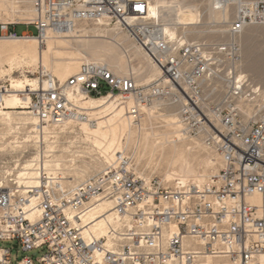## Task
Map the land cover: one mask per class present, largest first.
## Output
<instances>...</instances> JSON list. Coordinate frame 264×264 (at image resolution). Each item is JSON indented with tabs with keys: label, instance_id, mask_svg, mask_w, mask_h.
<instances>
[{
	"label": "built area",
	"instance_id": "built-area-1",
	"mask_svg": "<svg viewBox=\"0 0 264 264\" xmlns=\"http://www.w3.org/2000/svg\"><path fill=\"white\" fill-rule=\"evenodd\" d=\"M149 3L34 0L28 22L0 23V39L12 41L67 35L84 23L115 24L133 35L161 72L146 86L96 63H83L64 83L47 74L46 83L29 93L35 133L89 120L82 97L131 100L135 119L143 106L161 100L177 106L188 137H199L221 157L218 176L204 185L166 187L140 177L120 152L75 185L44 175L38 187L24 192L10 181L0 189V242H17L22 252L43 250L41 264H264V96L242 73L240 41L250 26L264 25V0H218L216 10L237 7L228 41L218 43L169 42L149 16ZM18 25L33 26L37 34L18 35ZM9 89L0 81V108ZM245 101L252 106L248 112ZM103 200L112 204L118 225L98 237L83 216ZM33 207L39 213L31 218ZM0 264L36 261L25 256L14 263L11 249L0 248Z\"/></svg>",
	"mask_w": 264,
	"mask_h": 264
},
{
	"label": "bare ground",
	"instance_id": "bare-ground-1",
	"mask_svg": "<svg viewBox=\"0 0 264 264\" xmlns=\"http://www.w3.org/2000/svg\"><path fill=\"white\" fill-rule=\"evenodd\" d=\"M210 2L213 6L211 11L213 10L214 15L219 19L228 17L230 6L222 10H216L214 7L219 4L218 0H210ZM8 6L15 9L14 3L11 4L9 0H0V13L9 12ZM27 12L34 11L27 9ZM149 16L158 23H162L160 24V30L165 39L169 42H183L186 40L179 38V26L182 28L183 34L196 36L195 25L199 22L200 13L196 6L188 4L186 0H150ZM78 27L67 35L49 34L43 40H38L36 37L14 41L0 39V43L11 42L0 44V81L2 78L8 77L10 83L9 92L4 96V102L2 108H0V126L5 125L7 127L5 135L18 133L14 136L16 141L12 142L14 146L11 145L14 151L24 143L28 146L30 143L27 142L32 141V139H35L36 143L42 144L45 141L47 144L45 159L43 154L39 152V155L26 161L16 173L17 184L24 192L27 189L38 187L44 175H47L50 179H59L58 176H60V179H63L62 182L70 185L65 177V171L68 168L64 165L62 158L56 157L55 149L52 143L49 142L51 136L56 135V132L46 128L44 133L33 135L36 132L37 120L28 110L31 102L29 93L32 90L41 88L42 84L36 79L29 78L27 74L33 77L35 75L34 70L43 65L55 75L59 82L64 83L79 72V64L83 62L105 66L118 76H134L137 83L143 81L145 85L157 81L161 76L159 68L150 62L142 47L131 41L134 40L133 35L130 33L129 36L124 35L123 29L119 28L118 25L115 28H110V24L101 21L92 30H87V28L78 29ZM221 33L222 31H217L215 34L220 36ZM55 41L67 46H72L73 42L77 43L78 48L81 50L78 54H73L66 59L68 61L67 66L63 70L56 65L52 58L57 52ZM26 67L34 68V70L24 71ZM19 71H23L22 76L15 77V74ZM45 83L46 80L43 84ZM80 101L82 110L90 118L78 124L83 134V142L89 144V150L81 152L99 160V165L103 168L106 164H111L115 159V155L121 152L122 139L125 135L132 133V127L136 126L141 130L142 121L140 120H143V115L140 119H135L128 112L133 103H129V107L116 105L119 102L115 97H82ZM159 103V101H154V106H143L142 109L145 113L148 112L149 115H152L156 112ZM168 117L170 118L168 120L169 125L179 129L175 132L176 139L173 143L183 141L187 134L181 130L182 136L185 138L181 137V125L176 115L171 114ZM71 125H73L72 122L67 124V126ZM67 126L62 129L63 132ZM22 128L29 131L26 132V137L24 135V140L20 142L23 138L19 141L18 135L21 133L20 130L23 131ZM95 153L103 159L96 158ZM73 161L75 160L73 159ZM172 178L169 175L167 180ZM180 181V184L187 185L186 179L181 178ZM0 189H5L2 182H0ZM250 200L258 201L259 198L254 197ZM34 205L35 203L32 201V206ZM31 210H33L31 218L39 213L35 207ZM111 210L112 204L109 201L103 200L94 203L83 216L84 223L88 225V231L94 232L98 237L106 236L109 225H118V219Z\"/></svg>",
	"mask_w": 264,
	"mask_h": 264
},
{
	"label": "rangeland",
	"instance_id": "rangeland-1",
	"mask_svg": "<svg viewBox=\"0 0 264 264\" xmlns=\"http://www.w3.org/2000/svg\"><path fill=\"white\" fill-rule=\"evenodd\" d=\"M33 1L34 0H9L11 4L14 3L15 9L9 7V5V12H1L0 23L19 22L23 24L28 22L33 17V12H27V9L33 10ZM186 1L188 4L196 6L199 9L200 18L198 24L195 25L196 36L183 34L182 28L179 26V38H183L189 43H218L228 41L229 23L233 20V14L236 11L233 6H230L227 18L219 19L212 13L213 10L211 11L213 6L210 0ZM214 8L216 9V7ZM95 27H97V23H88L80 24L78 29L87 28V30H92ZM115 27V24H110V28ZM25 31H29L33 35L37 34L35 27H15V32L18 35L23 34ZM123 31L124 35H130L126 30ZM217 31H222L220 36L215 34ZM131 41L136 44L135 40L132 39ZM240 41L242 44V73L247 77L248 81L253 84L254 88H259L260 94L264 96V25H253L247 28L242 33ZM6 43L11 42H1L0 44ZM54 44L57 46V52L52 58L56 65L62 70L67 66L68 61L66 59L81 51L78 48V44L74 42L72 46L61 44V42L58 41H55ZM82 63L83 62L79 64V68ZM33 70L34 68L27 67L24 69V71ZM22 72L19 71V73H17L18 75L15 74V77H21ZM34 72L35 75H33V77L29 74H27V76L39 82L45 80L42 77H45L47 74H52L55 77V75L43 65L37 67ZM1 82L10 84L8 82V77L2 78ZM138 85L146 86L143 81L138 82ZM213 99L215 100L218 98H209V100ZM131 102V100L127 103L124 101V103L119 102L116 105L129 107V103ZM159 102L156 112L152 115H149L148 112L145 113L142 109L141 114L143 115V120H140L142 121L141 130L133 126L132 133L130 135H125L122 139L121 152H124V156L129 159L128 163L131 169L142 178L159 180L166 187H174L177 183L181 182V178L186 179L189 185H204L211 183L215 176H218L223 167L221 157L205 146L199 137L185 136V138L182 136V127H180V135L185 139L181 142L173 143L176 139L175 132L179 129L169 125L168 120L170 118L168 115H176L178 119V108L177 106L169 105V103L161 100ZM245 102H243L241 106L243 110L248 112L252 106L248 104L247 101ZM152 105L154 106V104ZM22 130L24 132L21 130L20 132L23 134L19 132L20 134L18 135L19 141L24 135L26 137V132L29 131L23 128ZM6 132L7 127L5 125L0 126V182H2L5 187L10 181H16V173L26 161L32 160L33 157L35 158L39 155V152L43 154V158L45 159L44 156L47 151V144L45 141L40 144L36 143L37 141L35 139H32L34 143L32 141L27 142L28 144L30 143L28 146L24 143L22 145L24 148L21 146L17 148L18 150L16 149L14 151L11 145L14 146L12 142L16 141L14 137L16 133L5 135L4 133ZM54 132H56V135L51 136L49 142L52 143L55 149L54 153L56 157L62 158L64 165L68 168L65 171V177L67 181L70 182V185H75L91 178L107 166L106 164L105 167L101 168L98 162L99 160L91 158L86 153L81 152L88 151L89 144L83 142V134L78 124L67 126L64 132L63 130ZM34 134L36 133L34 132L33 135ZM23 140L24 138L20 142ZM94 156L100 158L97 153H95ZM73 159L75 161L72 162ZM100 159L102 160L103 158ZM10 173L13 174L9 175ZM169 175L173 178L167 180ZM17 245V242H0V248L11 249L14 263L20 261L25 256H29L36 261V264H41L39 263V258L43 256V250L22 252L20 248H15Z\"/></svg>",
	"mask_w": 264,
	"mask_h": 264
},
{
	"label": "crops",
	"instance_id": "crops-1",
	"mask_svg": "<svg viewBox=\"0 0 264 264\" xmlns=\"http://www.w3.org/2000/svg\"><path fill=\"white\" fill-rule=\"evenodd\" d=\"M18 26H23V27L25 26V27H27L26 25H18ZM31 27H33V26H31ZM24 33H30V32H29V31H25ZM24 33H23V34H24ZM30 34H31V33H30Z\"/></svg>",
	"mask_w": 264,
	"mask_h": 264
},
{
	"label": "water",
	"instance_id": "water-1",
	"mask_svg": "<svg viewBox=\"0 0 264 264\" xmlns=\"http://www.w3.org/2000/svg\"><path fill=\"white\" fill-rule=\"evenodd\" d=\"M15 248H17V246H15Z\"/></svg>",
	"mask_w": 264,
	"mask_h": 264
}]
</instances>
